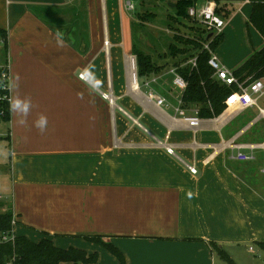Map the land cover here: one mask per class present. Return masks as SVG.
I'll list each match as a JSON object with an SVG mask.
<instances>
[{
    "label": "crops",
    "instance_id": "obj_1",
    "mask_svg": "<svg viewBox=\"0 0 264 264\" xmlns=\"http://www.w3.org/2000/svg\"><path fill=\"white\" fill-rule=\"evenodd\" d=\"M9 1L0 0V26L8 28L10 101L27 97L33 104L26 127L11 111L6 135L13 197L1 201L14 212L16 235L42 232L54 242L80 236L85 243L83 236L101 235L127 264H215L213 242H264V151L252 162L232 158L234 145L264 143V94L252 107H230L193 126L177 111L183 91L172 64L137 76L131 50L139 19H129L126 6L132 0H13L16 9ZM234 1L222 2L230 14L215 51L233 71L264 47L249 21L252 0ZM25 5L64 26L73 20L78 45L66 35L58 43L55 24L43 15L18 14ZM13 28L23 35L13 38ZM233 36L241 48L226 55L222 47ZM87 72L99 86L84 82ZM17 74L19 86L12 87ZM194 108L184 107L188 116ZM39 114L48 118L43 134L33 126Z\"/></svg>",
    "mask_w": 264,
    "mask_h": 264
},
{
    "label": "trees",
    "instance_id": "obj_2",
    "mask_svg": "<svg viewBox=\"0 0 264 264\" xmlns=\"http://www.w3.org/2000/svg\"><path fill=\"white\" fill-rule=\"evenodd\" d=\"M165 1L176 4L172 7L174 14L171 18L181 23L184 19H190L188 11L191 6L207 0ZM214 1L218 4V12L226 18L230 12L223 9V0ZM147 16V14H139L138 18H140V21H144L148 18ZM249 21L264 37V0H252V12ZM209 34L206 29H203L192 38L175 35V39L184 44L185 47H181L177 42H171L168 47L171 56L175 58L179 54H186L187 52L189 53L188 57L194 56L197 58V66L191 64L181 66L177 62L172 66L187 81V87L182 94V106L197 105L199 107V117L201 118H214L221 115L226 108L225 100L237 89L234 84L227 86L214 77V69L208 63L210 53L204 50V43L210 41L212 50L216 51L224 41V34L222 32L217 36L208 38ZM0 38L5 43L8 52V31L0 28ZM191 49L197 52H191ZM131 51L136 59L139 79L160 71L166 65L156 63L152 52L144 51L137 45V42L133 44ZM7 65L0 68V73L3 71L2 69H8ZM233 72L240 80H246L247 78H250V81L262 79L264 77V47L255 51ZM2 94L3 92L0 89V121L9 123L11 121L10 100L1 97ZM7 207V210H4L5 203L0 201V233H10L13 230L14 212L10 206ZM84 238L108 249L118 258L120 264H127L123 252L112 242L106 241L103 236L93 235L84 236ZM259 245L264 249V242H259ZM213 248L229 264H236L224 248L214 242ZM97 261V253L89 254L86 250L73 246L69 248L59 247L51 237L47 236L35 241L22 234L16 235L14 240L0 242V264H94Z\"/></svg>",
    "mask_w": 264,
    "mask_h": 264
},
{
    "label": "rangeland",
    "instance_id": "obj_3",
    "mask_svg": "<svg viewBox=\"0 0 264 264\" xmlns=\"http://www.w3.org/2000/svg\"><path fill=\"white\" fill-rule=\"evenodd\" d=\"M16 1V0H15ZM233 2V1H231ZM238 0H235L234 3H238ZM12 3L11 8H17L15 7L16 4H14L13 0H10L8 4ZM78 1H75L70 6H74L77 4ZM132 3L135 5V10H132L131 12H128V18L134 19L135 17L138 18L139 14L148 15L146 20H137L135 22L136 26L134 32V37L137 42V45L143 49L146 52H152L154 56V60L156 63L168 61L170 64H174L175 62L180 63L181 66H184L190 62L194 58L188 57L189 53L186 54H179L176 58L171 56L169 52V45L171 42H177L180 44L181 47H185L184 44L178 42L175 39V35H181L184 36V38H192L197 34L198 32H201L203 29L205 30L203 24L199 22L198 20L190 17V19H184L183 22L179 23L173 18H171L174 14V11L171 6H169V2L165 0H158V1H151V0H132ZM25 7L22 10H17L19 13L22 14L25 12H31V14H35L36 16L43 15L48 20H50L53 24V27L57 28V31L61 36L66 35L67 41L71 42V45L77 46L78 40L76 37L77 28L73 24V20L68 22V19L66 20V26L62 25V21H59L58 19L51 20L50 17L44 12V10H41L38 6L31 7L30 5H25ZM69 8V7H67ZM69 14V15H68ZM15 15V13H14ZM68 16H71V13H67ZM18 16V15H17ZM42 23L44 21L41 19ZM146 22V23H145ZM145 23V24H144ZM64 26V27H63ZM0 28L8 30L6 26H0ZM197 32V33H196ZM13 38H15L16 34L17 37L18 34L23 35L22 32L15 30L13 28L12 30ZM39 36H43L45 32L42 30L35 32ZM152 38H158L159 42H153L150 39ZM146 41L142 44V42ZM83 43L81 44V46ZM82 48V47H81ZM241 48V40L237 36H233L229 39L228 44L224 45L222 47V50L226 55H229L231 52H234L236 50H240ZM9 49V46H8ZM153 50V51H152ZM191 52H197L194 49L190 50ZM189 51V52H190ZM0 62H2V65L6 66L7 63H9V52H7V48L3 40L0 38ZM227 66V65H226ZM229 68V67H228ZM230 69V68H229ZM233 71L232 69H230ZM263 84H264V77L262 78ZM8 127L9 123L5 121H0V153H7V155H0V201H6L11 204L13 189H12V168H11V157H10V143L6 137L8 133ZM8 204V203H7ZM18 225L16 226V228ZM49 237L48 235L37 232L31 234V239L35 241H39L43 237ZM52 238V237H51ZM54 238V237H53ZM55 238H64L67 240V242H63L61 240H55V244L62 247V248H69L71 246L78 247L81 249H84L87 251V253H97L98 254V261L99 264H119L118 258L111 253L108 249L105 247L95 243V245L89 243L82 242V239L80 236H58ZM84 238V236H83ZM77 240H80L77 241ZM87 244V245H86ZM249 246H252L254 248V253H250ZM260 245L258 243L251 242L247 244V246H244L242 244H236V245H226L224 246V249L230 254L232 259L236 264H264V250L259 247ZM92 252V253H90ZM252 256V257H251ZM113 260V261H112ZM215 264H229L228 261L221 258L220 256L216 255L215 258Z\"/></svg>",
    "mask_w": 264,
    "mask_h": 264
},
{
    "label": "built area",
    "instance_id": "obj_4",
    "mask_svg": "<svg viewBox=\"0 0 264 264\" xmlns=\"http://www.w3.org/2000/svg\"><path fill=\"white\" fill-rule=\"evenodd\" d=\"M127 8L132 11L135 9L134 4L132 1H128L126 4ZM189 15L190 17L198 20L204 26L208 33H212L213 36H217L218 34L222 33L225 26L227 25V20L218 12V4L214 0H207L201 3H198L194 6L189 8ZM109 41H106L108 44ZM204 50L210 53L209 58V65L214 69V77L221 81L223 84L227 86L235 85L237 89L234 90L225 100L226 108L230 107H239L242 109H246L252 107L257 104V96H261L264 94V84L262 79H255L250 81V78L246 80H240L233 71L229 68L225 67L221 64L219 59L217 58L215 51L212 50L210 41H206L204 43ZM188 64L192 66H197V58L194 57ZM3 71L0 73V89L3 92L2 96L5 99L10 100V74L9 69H2ZM175 78L174 84L180 90L184 91L187 87V81L185 78L178 73L175 69L172 70ZM85 79L84 74H80ZM147 85L150 82H146ZM105 98H108L109 95L104 93ZM150 96L155 98L160 105H164L166 100L156 94L150 93ZM183 104V102H181ZM180 116L184 117L188 120L191 125L197 126L199 124V107L195 105L193 109L194 115L188 116L184 107H180L178 110ZM237 149L236 153L232 155V158L241 161V162H252L258 159V151H264V143L262 144H248V145H237L233 146ZM169 153H173L174 150L172 147H167ZM189 170L196 174L198 172L197 167L195 165H188ZM260 171L264 174V156L261 159ZM17 225V220L14 216L13 218V230L10 233H0V242H7L10 240H14L15 234V227ZM250 250L254 251V248L250 246Z\"/></svg>",
    "mask_w": 264,
    "mask_h": 264
},
{
    "label": "clouds",
    "instance_id": "obj_5",
    "mask_svg": "<svg viewBox=\"0 0 264 264\" xmlns=\"http://www.w3.org/2000/svg\"><path fill=\"white\" fill-rule=\"evenodd\" d=\"M58 43L63 44V39L61 34L58 33ZM87 79L84 80L86 84L90 87L95 88L99 86L100 82L95 79V76L91 72H87ZM19 75L17 74L14 78V83L12 87H18ZM82 79L84 77L82 76ZM94 81V83H93ZM82 98V97H81ZM33 104L30 98H20L19 96L15 97L10 101V110L16 113L18 119L17 124L20 126H27L28 117L31 114ZM33 126L41 133H45L48 128V118L44 114H39L38 117L33 121ZM0 155H7V153H0Z\"/></svg>",
    "mask_w": 264,
    "mask_h": 264
},
{
    "label": "water",
    "instance_id": "obj_6",
    "mask_svg": "<svg viewBox=\"0 0 264 264\" xmlns=\"http://www.w3.org/2000/svg\"><path fill=\"white\" fill-rule=\"evenodd\" d=\"M176 4L174 3V2H169V6H171V7H173V6H175ZM63 36H64V34H63ZM213 36V34L211 33V34H209V36H208V38H210V37H212ZM84 44L82 45V50H84Z\"/></svg>",
    "mask_w": 264,
    "mask_h": 264
}]
</instances>
